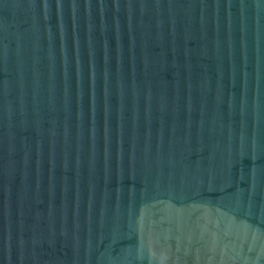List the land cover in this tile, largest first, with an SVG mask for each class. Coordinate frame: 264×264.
I'll return each mask as SVG.
<instances>
[{"label":"water","instance_id":"95a60500","mask_svg":"<svg viewBox=\"0 0 264 264\" xmlns=\"http://www.w3.org/2000/svg\"><path fill=\"white\" fill-rule=\"evenodd\" d=\"M0 264H264V0H0Z\"/></svg>","mask_w":264,"mask_h":264}]
</instances>
